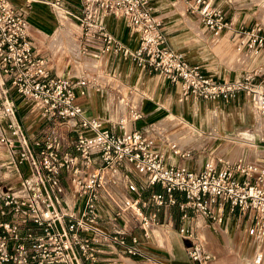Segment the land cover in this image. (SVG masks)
<instances>
[{"label": "built area", "instance_id": "built-area-1", "mask_svg": "<svg viewBox=\"0 0 264 264\" xmlns=\"http://www.w3.org/2000/svg\"><path fill=\"white\" fill-rule=\"evenodd\" d=\"M150 1L46 0L60 25L72 22L75 26L78 52L93 57L114 53L139 68L159 72L184 95L229 100L244 92L264 112V86L254 80L260 66L234 79L205 73L169 45ZM183 2L212 33L231 30L236 52L253 55L264 48V26L259 20L233 28L212 0ZM28 3L0 0V145L26 171L17 184L0 186V264H169L144 253L138 237L118 227L114 215L128 210L141 235L147 237L158 222L159 207L170 204L176 205L183 220L177 231L186 240L190 261L205 264L210 258L201 227L220 223L226 208H236L249 218L245 230L252 261L264 263V133L258 137L262 151L254 159L216 156L197 169L166 162L153 135L126 128V117L107 126L102 119L81 114L75 95L98 83L96 76L70 78L50 72L47 56L36 49L28 33ZM106 14L125 21L137 35L135 45L111 33L102 18ZM13 95L30 103L40 117L75 126L74 152L62 150L55 133L43 130L28 136L17 117ZM127 116L134 120L141 113L131 104ZM72 119L77 121L68 124ZM170 147L181 155L189 153L173 142ZM127 171L143 175L144 184L128 178ZM154 183L162 190L143 198V187ZM116 186L123 187L121 196L114 191ZM66 187L75 194L71 200L64 196ZM102 190L111 201L115 199L113 210L102 209ZM175 191L182 193V199L175 197ZM148 203L152 208L146 209Z\"/></svg>", "mask_w": 264, "mask_h": 264}, {"label": "crops", "instance_id": "crops-1", "mask_svg": "<svg viewBox=\"0 0 264 264\" xmlns=\"http://www.w3.org/2000/svg\"><path fill=\"white\" fill-rule=\"evenodd\" d=\"M9 1L15 5L25 2V0ZM28 2L26 9L28 33L36 49L47 56L46 65L50 72L70 78L81 74L96 76L98 83L87 85L84 87V92L76 93L74 98L80 104L83 116L102 119L107 126L124 116L126 117L124 124L126 128H137L153 135L156 145L164 153L166 162L193 169L199 168L206 159L211 157L227 158L220 151L227 142L222 143L221 140L229 141L227 137L232 132H237L240 136L234 141L239 147L230 159L240 155L247 159H254L261 153L262 148L259 153L256 151V146H259L257 145L258 136L256 138L254 134L258 131L255 130L256 127L264 121V116H262V121L257 122L256 110L246 93L238 92L229 100L202 99L184 95L159 72L139 68L130 60L122 59L114 53L106 52L98 57L80 53L78 52V38H76L77 31L72 22H68L69 24L65 26L60 25L46 0H28ZM212 2L222 10L233 28L239 25L249 26L258 20L264 26V2L262 0H212ZM150 6L153 13L161 20V26L169 45L182 51L188 61L199 64L202 71L217 79H234L246 70L260 66L261 73L256 75L254 80H260L264 86V48L253 55L236 52L233 48L231 30L222 29L217 34L212 33L196 12H190L185 7L183 0H151ZM102 18L114 36L130 46L135 45L136 33L120 16L106 14ZM63 28H69L74 33H71L72 36H62ZM13 98L17 117L28 136L32 137L43 130L55 133L59 147L64 150L63 131L66 132L64 134L72 132L74 135L66 139L67 144L70 142L72 144L76 127L67 126L65 122H62L63 125H59L61 122H56L57 124L54 122L52 128L38 127L28 132L23 125L24 121L34 115V120H37L40 118L39 112L30 103L19 100L15 95ZM131 104L135 105L141 113V116L134 120L127 116V107ZM74 121L77 120H68L67 123L71 124ZM245 126H251L250 130ZM170 142L175 143L178 149L188 150V155L174 152L170 147ZM0 147L4 148L1 145ZM253 150L256 153H253ZM5 153L6 163L12 165L16 174L7 181L10 182L9 185L2 183L5 176L0 177V186L7 187L17 184L26 171L23 163L13 162L6 149ZM132 173L137 174L127 171V175L131 177ZM137 179L140 181L139 185L144 184V178H142L143 181L140 178ZM116 187L124 191L122 186ZM146 187H149L148 194L151 191L162 190L157 183ZM64 193L68 200L72 199L73 193ZM174 195L177 199L183 197L179 191H175ZM110 199L102 190L99 202L103 210L114 209ZM171 205L175 206V208L172 206L173 210L170 209ZM157 214L158 222L153 232L147 237L141 235L137 222L128 210L117 212L114 215V221L126 233L136 235L140 249L156 260L169 264H198L188 259L185 251L186 240L177 231L183 220L179 217L176 205L161 206ZM248 224L249 218L240 214L236 208L232 211L226 208L220 223L204 224L199 231L203 244L210 253V258L213 257L210 248L211 240L217 237L223 248L228 246L229 239L237 240L240 237L243 240L244 235L248 237L250 243V236L245 230ZM102 225L106 228L110 227L108 222L102 221ZM221 225L225 227L224 230L220 228ZM212 226L217 229H213ZM228 227L231 232L229 235L226 233ZM109 247L114 251L117 248ZM210 258L206 261L209 262L208 264H210ZM150 264L157 263L150 262Z\"/></svg>", "mask_w": 264, "mask_h": 264}, {"label": "rangeland", "instance_id": "rangeland-1", "mask_svg": "<svg viewBox=\"0 0 264 264\" xmlns=\"http://www.w3.org/2000/svg\"><path fill=\"white\" fill-rule=\"evenodd\" d=\"M62 36H66V37L72 36L70 33V29L69 28H65V29L63 28L62 29ZM254 110H256V109H254ZM255 113L257 115V122L261 121V117H259V115L264 116V112H262V114H261L256 110ZM34 117H35V115L32 116L31 118L27 119L23 123L24 127L26 128V130L28 132L31 131V129H37L38 127H40V128H45V127L52 128L54 125L53 124L54 122H52V120H50V119H45L43 117H40V118H37V120H34ZM59 125H63V123L62 124L60 123ZM59 125H56V126H59ZM245 127L248 128L249 130L251 128V126H245ZM242 129H245V128H242ZM255 130H258V131L256 132V134H254V137L257 138V136L258 137L261 136L259 133H261V132L264 133V121H262V125H258ZM63 132L66 133L65 131H63ZM64 133H63V135H64V143H63L64 150L74 152V149L72 147L71 142H70V144L69 143L67 144V140H66V139H68V137L70 135H74V134L72 132H69L67 134H64ZM262 135L264 136V134H262ZM228 136L229 137H227V138L229 139V141L228 140H221L222 143L227 142V144L225 143L224 148L220 145V147H222L220 149V151H222V154H224L228 159H230L232 154L234 152H236L237 147H239L238 145H236V142H234V141L237 140V138L240 136V134H238L237 132H232ZM223 137H225V136H223ZM218 139H220L219 136H218ZM72 140H73V138H72ZM244 140H245V138H244ZM257 145H259V146H256V149H257L256 151L259 153L261 148H263V141H258ZM254 150H253V153H256V151H254ZM6 160H7V155L5 153V149L0 147V177L5 176L2 183H4V185H9L10 182H7V181H9L10 178H13L14 176H16V174H15V171H14V168L12 167V165L7 164ZM127 177H131V176L128 174ZM137 178H140L141 181H143L142 178H144V176L141 174H133L132 173V177L130 179L134 180V182L136 181V183L138 184V182H140V181H138ZM148 189H149V187H146L145 189H143L142 197L146 198L145 196L148 194ZM121 190L119 188L118 189L115 188V191L118 194H120V196L122 195ZM65 192L66 193H72V190L69 187H66ZM73 196H75V194H73ZM114 201H115V199L113 198L112 199V202H113L112 207L115 206ZM172 206L174 208H175V206L171 205L170 209L173 210ZM146 208H148V209L152 208L151 204L148 203ZM166 212H168V210ZM174 213H175V211H174ZM171 216L173 217V213H171ZM212 228L217 229L213 226H212ZM220 228L222 230L225 229V227L223 225H221ZM213 229H211V230H213ZM226 230H227L226 231L227 235H229L231 233L230 228L228 227ZM214 232H216V231H214ZM227 242H228V246L226 248H223L221 241L219 240L218 237L215 238V240H211L210 248L212 250L213 257L210 258V260H211L210 264H251V262L253 264H255L251 259L252 258V246H250L249 239L246 235H244L243 240L239 237L237 240L235 238H233V239L231 238V240L229 239V241H227ZM206 263L208 264L209 262H206Z\"/></svg>", "mask_w": 264, "mask_h": 264}, {"label": "bare ground", "instance_id": "bare-ground-1", "mask_svg": "<svg viewBox=\"0 0 264 264\" xmlns=\"http://www.w3.org/2000/svg\"><path fill=\"white\" fill-rule=\"evenodd\" d=\"M253 102V105H254V107H255V109L259 112V113H261L262 114V112L259 110V108L257 107V102H256V100H254V101H252ZM259 117H261V121H262V116H260L259 115ZM260 124V123H259ZM260 125H262V124H260ZM256 264V263H255Z\"/></svg>", "mask_w": 264, "mask_h": 264}]
</instances>
